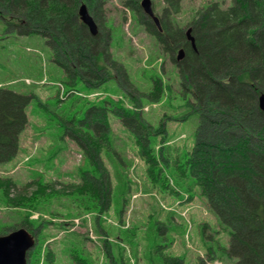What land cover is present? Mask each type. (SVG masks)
I'll return each instance as SVG.
<instances>
[{"label":"rangeland","instance_id":"rangeland-1","mask_svg":"<svg viewBox=\"0 0 264 264\" xmlns=\"http://www.w3.org/2000/svg\"><path fill=\"white\" fill-rule=\"evenodd\" d=\"M140 1L100 0L97 9L98 30L106 35L110 55L124 66L127 83H121L115 69L107 68L110 62L98 80L87 76L91 83L73 79V73L64 76L43 37L20 35L9 27V18L0 15V86L32 95L18 151L0 163V178L16 183L6 192L0 187V235L26 228L28 223L23 220L31 224L27 226L32 227L29 232L36 243L27 254V264H73L74 254L91 264H162L164 257L178 258L184 264H236L222 251L228 245V234L205 199L197 190L191 197L184 191H172L176 188L166 173L164 186L150 177L133 133L116 115L114 105L136 109L152 129L163 124L164 141L152 137L158 154L162 143L165 151L187 150L195 140L198 115L187 104L191 94L184 92L174 66L177 51H162L147 31L153 20ZM207 1L228 4L231 0H180L173 14L178 26L186 30L191 15ZM150 3L160 17L165 0ZM87 8L94 17V11ZM56 55L66 64L59 50ZM101 76L111 78L99 84ZM92 103L106 104L112 110L107 115L112 154H102L111 176L112 202L103 211H99L100 200L89 194L62 193L64 182L80 180L77 169L84 158L63 126L73 127L72 122ZM33 172L44 186L54 183L50 186L54 191L43 190L36 199L18 204V198L13 199L16 194L24 191L28 196L39 188ZM203 223L208 225L204 233ZM209 248L215 255L212 259L207 256Z\"/></svg>","mask_w":264,"mask_h":264},{"label":"trees","instance_id":"trees-1","mask_svg":"<svg viewBox=\"0 0 264 264\" xmlns=\"http://www.w3.org/2000/svg\"><path fill=\"white\" fill-rule=\"evenodd\" d=\"M99 2L0 0V15L8 17L9 27L20 35L36 33L43 37L64 76L73 73V79L91 83L87 76L98 80L103 70L113 68L121 83H127L129 76L110 55L106 35L99 30L92 35L79 20L78 7L85 3L94 11L95 22L100 23ZM165 2L159 17L161 30L153 22L146 29L156 37L162 51L172 54L183 50L180 59H172L184 92L191 94L187 104L198 115L192 146L165 151L162 143L158 154L152 137L157 135L160 143L164 141L163 124L152 129L136 109L108 103L117 108L116 115L133 133L150 177L164 186L167 175L176 188L172 191H184L191 197L197 190L205 199L217 223L227 231L228 245L222 248L225 256L236 264H264V113L257 102L264 91V0H231L228 4L207 1L187 22L194 46L174 19L180 0ZM57 50L66 64L59 60ZM106 62L111 63L110 67L106 68ZM108 78L111 77L101 76L97 83ZM31 97L0 86V163L18 151V138L27 122L26 105ZM109 109L106 104L92 103L76 119L79 125L75 121L73 127L63 126L64 134L79 144L84 158L77 169L80 180L75 184L64 182L62 193L89 194L93 200H100L99 211L107 210L112 202L111 176L102 158V154H112ZM239 122L245 126L241 127ZM33 173L39 188L28 196L24 191L16 194L13 199L18 198V204L36 199L43 190L54 191L50 188L54 183L44 186L40 176ZM15 184L11 178H0L5 192ZM23 221L28 223L23 224L29 231L31 224ZM207 228L203 223L202 232ZM207 256L215 257L210 248ZM73 264L91 263L74 254ZM162 264L184 263L178 258L164 257Z\"/></svg>","mask_w":264,"mask_h":264},{"label":"water","instance_id":"water-1","mask_svg":"<svg viewBox=\"0 0 264 264\" xmlns=\"http://www.w3.org/2000/svg\"><path fill=\"white\" fill-rule=\"evenodd\" d=\"M140 6L159 29V19L153 13L150 0H141ZM77 14L81 22L87 26L89 32L95 35L98 31V26L85 3L79 5ZM190 30V28H187L185 34L191 41L192 46H194ZM182 55L183 50L179 49L176 59H180ZM257 102L260 110L264 113V91L258 95ZM34 244L35 240L33 236L24 228H18L5 235H0V264H27V252Z\"/></svg>","mask_w":264,"mask_h":264}]
</instances>
